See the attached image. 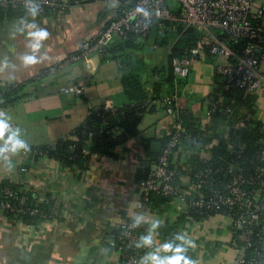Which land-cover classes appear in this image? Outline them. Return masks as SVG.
Masks as SVG:
<instances>
[{
  "label": "crops",
  "instance_id": "crops-1",
  "mask_svg": "<svg viewBox=\"0 0 264 264\" xmlns=\"http://www.w3.org/2000/svg\"><path fill=\"white\" fill-rule=\"evenodd\" d=\"M112 7V4L91 0L70 4L53 14L39 13L32 17L25 12L0 20V61H8V66L0 69V83L4 87L8 84L20 87L15 102L4 101L0 105L10 117L9 122L14 124L12 130L19 128V135L28 145L53 144L82 124L91 107L120 106L125 102L120 82L123 72L117 60L97 54L70 59L81 43L93 37L114 14ZM21 17L28 21L34 19L39 27L49 32L38 52L46 56L34 65L25 66L20 59L22 54L31 51L30 38L26 35L28 29L19 30ZM170 36L172 43L175 38ZM150 43H154V38L147 41L149 45L143 53L148 90L156 80L151 68L167 61L165 46L147 50ZM259 51L260 68L264 73V46ZM217 62L216 57L205 51L202 58L193 62L189 75L181 79L175 92L178 111H190L195 117L197 131L206 134L207 140L214 136L211 143L208 142L214 147L223 140L210 132L221 129L225 121L240 125L241 133L264 124V93L259 90L232 94L229 100L234 104V118L232 114L227 120L215 121L212 116H206L210 95L218 87ZM59 72L62 74L53 78ZM70 83L82 85V94L59 92L61 86ZM153 105L138 123L140 133L154 126L153 137L140 135L141 138L134 137L117 145L114 156L93 154L82 170L48 156H30L23 160L28 169L41 178L52 196L55 214L35 231L0 217V264H123L116 247L107 241L108 230L117 228L124 217L140 213L145 217L144 230L150 228L154 218L162 221L156 229L155 240L172 239L176 233H183L195 241L194 246L188 247L187 255L197 264H235L236 252L226 216L193 218L186 210L187 205L174 199L150 204L145 212L141 211L139 183L149 165L141 140H146L152 153L151 141L162 143L174 119L165 111L161 100H155ZM205 136L203 142H207ZM206 152L211 153V149ZM203 155L204 150L200 156ZM9 156H12L10 151L5 153L4 159ZM193 157L181 152L175 155V161L186 168L183 180L190 170L197 168L192 163ZM10 166L8 161L7 173Z\"/></svg>",
  "mask_w": 264,
  "mask_h": 264
},
{
  "label": "built area",
  "instance_id": "built-area-1",
  "mask_svg": "<svg viewBox=\"0 0 264 264\" xmlns=\"http://www.w3.org/2000/svg\"><path fill=\"white\" fill-rule=\"evenodd\" d=\"M70 1L36 0V3L40 6L39 11L50 8L56 13ZM92 1L106 5L116 4L120 8L96 32L94 39L81 43V58H87L91 54L106 57L110 43L115 39L127 38L129 31L147 36L160 20L181 22L202 32L200 42L207 47L208 54L218 59L215 71L223 77L228 87L264 93V73L260 68V53L257 52L264 46V0H174L181 6L178 14L170 10L165 0ZM30 6L28 0H0V7L4 10H28ZM174 23L172 28L175 27ZM242 39L246 41L239 47ZM160 46L154 42L147 50H155ZM164 49L168 54L170 44L165 45ZM204 53L203 47H194L188 55L173 57L171 63L175 77H187L193 62L202 58ZM78 57L73 55L70 59ZM0 89H4L1 83ZM59 92L80 95L83 86L70 83L61 86ZM175 99L174 94L162 99L168 114L174 113L172 106L175 105ZM99 106L114 109V105ZM217 111L224 115L225 120L232 114L229 106L209 99L206 116L210 117ZM0 112L5 113L1 105ZM9 124L12 129L14 124ZM170 124L167 132L169 138L140 180L141 211L145 212L149 208V196L157 194L184 203L187 205V212H192L189 215L193 218L224 215L229 219L232 244L236 252L235 264H264V124L259 129L261 148L256 155L259 163L254 164L253 168L238 164L230 155H215L211 140L202 141L205 135L201 131L193 135L176 119ZM210 134L221 136L229 154L236 152V147L242 144L238 124L225 121L221 129ZM208 149H211V153L206 152ZM203 150L204 155L200 156ZM180 152L196 155L201 161V166L190 170L185 180L182 177L186 168L175 161V155ZM11 154L12 156L4 159L5 153H0V217L12 220L16 226L34 228L35 231L43 223L52 220L53 215L47 214L42 204L53 198L43 186L41 178L31 172L23 160L30 156H42L41 150L39 146L29 145V150L20 149ZM216 158L221 161L216 162ZM8 161L11 163L9 173L5 169ZM25 216L38 217L39 220L27 223L23 219ZM132 219L133 217L121 219L116 235H110L107 239L110 245L116 247L123 264H138L140 257L149 251L148 248L136 247L140 235L147 230L142 228V223L133 227Z\"/></svg>",
  "mask_w": 264,
  "mask_h": 264
},
{
  "label": "trees",
  "instance_id": "trees-1",
  "mask_svg": "<svg viewBox=\"0 0 264 264\" xmlns=\"http://www.w3.org/2000/svg\"><path fill=\"white\" fill-rule=\"evenodd\" d=\"M87 1L91 0H77L76 2L71 0L61 10L65 9L70 4ZM165 3L173 13H180L181 6L178 2L174 0H165ZM118 8H120L118 5L111 8L114 14L118 12ZM25 12H28V10L24 8L4 10L0 7V20L5 16L11 17L24 14ZM54 12L55 11L50 8H44L39 11V13L44 14H53ZM173 23L174 22L169 20H160L159 23H155L154 29L147 36H140L138 33L129 31L127 38L120 40L115 39L110 43L106 56L117 60L121 65L123 73L120 82L125 95V102L120 106H114V109H105L103 106L90 108L84 122L75 127L68 135L60 137L53 144L39 146L42 156L54 158L64 165H74L77 169L82 170L88 166L93 154L100 157L114 156L117 145L127 142L134 137H140L141 133L138 129V123L142 115L152 110L155 100L162 101L165 96L172 94L176 95L175 92L177 91L178 85L181 79H184L175 77L172 71V58L175 56L188 55L189 51L194 47H203L204 51L207 52V47L200 42L202 32L199 29L193 26H186L181 22L174 23L175 27L172 28L171 26ZM170 35L175 38L172 43L169 42L170 38H172ZM92 38L93 37L88 40ZM150 38H154V42L161 46L170 44V52L167 54V61L164 65L151 68V73L156 77V80L153 81L150 90H148L144 79L147 65L144 61L143 51H145L144 48L149 45L147 41ZM245 41V39L240 40L239 47H241ZM81 52L82 48L80 45V48L74 53L79 56L78 59H81ZM216 80L218 87L211 93L209 99L222 102L223 106H229L234 118V104L230 102L229 98L232 97L233 93L245 92V89L228 87L223 77L218 73H216ZM19 90L20 87L18 85L8 84L4 89H0V99H5L8 103H13L18 98L16 93ZM172 108L174 115L171 114V116L179 120L187 131L193 135L196 134L197 129L195 128V117L193 114L190 111L179 112L174 104ZM212 118L217 121L223 119L224 115L220 111H217L213 113ZM259 129L260 127L256 125V127L242 132L240 134L242 144L236 147V152L231 154L228 153L226 142L221 141L219 145L213 148L215 155L222 157L230 155L238 164L250 165L251 168H253L254 164L257 165V163H259L256 161V155L261 148ZM210 137L208 140H212L214 136H212L211 139ZM168 138L169 135L167 134L162 140V144H164ZM204 140L205 138L203 141ZM141 142L144 144L143 146L145 147L146 155L149 160V165L146 168L147 170L153 161L151 158L152 153L148 148L146 140H141ZM215 160L216 162L221 161L218 158ZM192 163L197 166V168L201 166V161L198 160L196 155L192 158ZM260 164L263 165L262 163ZM170 199L172 198L157 194L149 196L152 205H158L162 202L167 203ZM52 200L42 204L44 211L50 215L55 214ZM191 213L192 212L189 214ZM23 219L28 223H34L39 220L38 217L32 216H25ZM116 233L117 228L108 230V236L113 234L116 235Z\"/></svg>",
  "mask_w": 264,
  "mask_h": 264
},
{
  "label": "clouds",
  "instance_id": "clouds-1",
  "mask_svg": "<svg viewBox=\"0 0 264 264\" xmlns=\"http://www.w3.org/2000/svg\"><path fill=\"white\" fill-rule=\"evenodd\" d=\"M28 2L31 5L28 8L29 15L36 17L39 14V4L36 3V0H28ZM140 10L145 11L143 9ZM20 24V31L25 28L28 29L26 35L30 38L28 47L31 49L30 52L22 54L20 59L25 66L37 64L46 56V54H38V52L42 47V42L48 38L49 32L46 28L39 27L34 19L28 21L21 17ZM7 66V60L0 61V69ZM9 120L10 117L7 113L0 112V141H2L0 143V153L16 152L20 149L29 150V145L19 135L20 129L12 130ZM144 220L145 217L142 213L136 214L132 219V226H139ZM161 223L162 221L159 218H154L151 221L150 228L145 234L140 235L136 242V247L149 249L140 257L138 264H197L195 260L187 255L188 247L195 245V241L191 240L187 235L176 233L172 239L154 240L156 229L159 228Z\"/></svg>",
  "mask_w": 264,
  "mask_h": 264
},
{
  "label": "water",
  "instance_id": "water-1",
  "mask_svg": "<svg viewBox=\"0 0 264 264\" xmlns=\"http://www.w3.org/2000/svg\"><path fill=\"white\" fill-rule=\"evenodd\" d=\"M113 6H116V4H112ZM257 52H260L259 50H257ZM62 72L57 73L54 77H57L59 75H61ZM5 101V99H0V104L3 103ZM155 135V129L154 126H151L147 131H143L141 133V137L142 138H149V137H153ZM151 151L153 153L152 155V159L154 160L156 158L157 153L160 151V148L162 146V143L160 141L157 140H153L151 141Z\"/></svg>",
  "mask_w": 264,
  "mask_h": 264
},
{
  "label": "rangeland",
  "instance_id": "rangeland-1",
  "mask_svg": "<svg viewBox=\"0 0 264 264\" xmlns=\"http://www.w3.org/2000/svg\"><path fill=\"white\" fill-rule=\"evenodd\" d=\"M143 53H145V51Z\"/></svg>",
  "mask_w": 264,
  "mask_h": 264
}]
</instances>
